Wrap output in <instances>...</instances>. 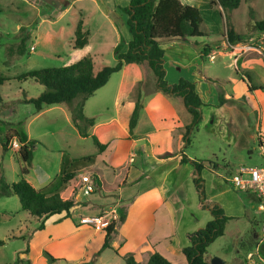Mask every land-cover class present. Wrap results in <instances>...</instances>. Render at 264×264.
<instances>
[{"label":"crops","instance_id":"crops-1","mask_svg":"<svg viewBox=\"0 0 264 264\" xmlns=\"http://www.w3.org/2000/svg\"><path fill=\"white\" fill-rule=\"evenodd\" d=\"M47 1L53 6L65 3L66 12L62 16L72 10L77 12L74 13L77 18L75 23L73 21L75 26L83 20L90 37L85 48L75 49L80 53L79 60L87 55L93 56L94 61L104 56L91 45L89 25L93 14L99 18L97 26L103 37L106 34L118 37L111 47L112 59L108 63H100V69L117 62L115 48L118 45H123L124 52L127 50L132 37L129 32V39L126 32L127 39L120 40V36L124 35L123 29L127 31L128 28L129 31L128 17L121 8L129 6L131 0L125 6L121 0ZM180 1L190 6L193 0ZM199 44L204 45L194 39L161 41V47L165 50L167 81L174 85L186 79L195 84L205 104L202 109L204 122L207 111L215 113L230 102L246 98V91L241 88L245 77L239 70L241 66L248 65L235 52L212 47L202 57L204 47L201 48ZM213 54H216L215 60L211 61ZM207 61L215 66L225 64L229 71L227 74L222 68L211 71L212 67L206 65ZM143 67L148 69L147 75ZM141 82L144 83L141 94L143 109L137 126L131 131L130 118L138 101L137 87ZM149 83L153 88L149 87ZM154 84L155 77L146 65L131 64L113 74L109 82L87 100L84 114L95 119V126L91 128L88 138L79 134L78 137L83 141L96 137L106 146L102 152L96 147L93 154L97 156L96 161L81 169L88 170L84 171L82 178L91 176L95 191L88 194L82 179L79 185L74 183L76 178L62 187L61 198L64 194L66 199H62L72 200L75 205L70 215L64 212L46 219L42 229L37 220L38 224L31 228L29 253L24 256L30 264H125L123 258L130 254L138 263L147 264L156 252L173 264H188L182 252L190 245V234L204 228L213 217L208 209L201 207L194 185V166L191 162L183 163L182 159L185 156L191 161H208L211 164L212 161L187 153L189 144L184 140V135L191 123V115L180 99L155 92ZM220 95L224 97L222 105ZM46 108L39 113L45 112ZM84 143L78 146L82 148ZM79 156L69 159L90 157L83 152ZM209 171L217 175L215 170ZM22 176L28 177L26 180L38 190L53 182L46 171L34 181L29 179L30 173ZM202 178L206 190L204 175ZM225 185L222 181L219 183L220 193L212 196L211 200L223 208L226 216L234 218L229 223L248 215L250 209L247 200L257 203L255 211L261 212L259 200L253 193L230 191ZM230 192L236 193L235 196H229ZM84 218H96L99 224L82 223ZM111 224H115L111 248L102 251L106 229ZM28 231L29 227L26 226V234Z\"/></svg>","mask_w":264,"mask_h":264},{"label":"rangeland","instance_id":"rangeland-1","mask_svg":"<svg viewBox=\"0 0 264 264\" xmlns=\"http://www.w3.org/2000/svg\"><path fill=\"white\" fill-rule=\"evenodd\" d=\"M212 1L216 0L191 1L190 6L201 13V30L205 34L204 38L194 39L195 42H203L204 45L199 44L201 48L209 46L235 52L248 67L241 66L239 70L245 77L241 88L246 91V98L230 102L215 113L207 111L206 121H201L187 148V153L212 161V164L202 161L205 166L202 173L206 179L205 191L211 203V197L220 193L218 185L221 181L232 191L227 178L235 176L241 167L254 168L264 164V33L247 28L251 11L255 20H264V0H242L240 7L228 14L230 30L239 38L235 43H231L228 37L225 13ZM121 3L125 6L129 0H121ZM65 12V3L53 6L47 0H0V75L10 79L0 87V134L4 137L10 129L22 131L31 141L37 142L33 150L31 181L37 180L43 171L55 181L59 178L65 158L80 157L82 152L90 156L96 152L97 146L93 140L79 139L68 105L47 107L45 112L37 113L33 105L22 102L23 92L28 98H37L45 87L32 79L26 82L17 80L28 72L66 67L79 60L80 53L72 44L77 26V23L76 26L73 24V21H77L74 13L77 12L72 10L62 16ZM98 19L97 14H93L89 25L92 47L104 53L103 57L95 60L96 70L100 69V63H108L112 59L111 47L118 39L114 34L103 37L97 26ZM123 32L120 40L127 39L126 32L131 38L128 28ZM22 35L30 37L27 52L22 57L14 58L8 65L7 48L19 44ZM206 65L212 67L211 71L218 68L224 69L226 74L229 71L225 64L218 67L207 61ZM143 70L147 75L148 69L143 67ZM148 85L153 88L151 83ZM83 142L85 145L80 148L78 145ZM20 147L15 139L4 155L0 145L1 170L10 184L23 178L21 168L24 162L18 155ZM209 170H215L217 175ZM81 171L74 180L76 185L80 184L84 171L88 170ZM235 194L230 192L228 195ZM62 198L66 199V196L62 194ZM246 204L250 209L248 215L229 223L225 235L209 247L207 256L210 260L220 258L226 264H264L262 213L255 211L257 203L247 200ZM37 224L34 217L23 211L18 197L0 198V240L4 242L0 246V264L25 260L31 228ZM26 226L29 227L27 234ZM251 253L254 255L249 258Z\"/></svg>","mask_w":264,"mask_h":264},{"label":"trees","instance_id":"trees-1","mask_svg":"<svg viewBox=\"0 0 264 264\" xmlns=\"http://www.w3.org/2000/svg\"><path fill=\"white\" fill-rule=\"evenodd\" d=\"M242 0H216L212 4L219 5L226 15L228 37L231 43H235L239 38L230 30L228 14L238 9ZM128 17L127 25L132 37L127 50L123 51V45L115 48L117 62L111 66H104L100 70L95 69L93 56L87 55L79 61L61 68L40 69L23 74L17 78L19 82H26L30 79L45 87V91L37 98H28L23 92V103L33 105L36 112H41L45 107L68 105L72 114V121L78 134L83 138L90 136V130L95 126V119L88 118L84 114V107L99 89L104 87L111 76L120 72L125 66L131 64L146 65L155 77V92L180 99L189 114L191 123L186 129L184 140L190 144L193 134L198 131L201 123L202 109L205 104L197 92L194 83L181 79L177 84L171 85L166 79L165 70V50L161 47V41L172 39H197L204 38L202 32L203 18L200 11L192 6L182 4L180 0H131L129 6L121 8ZM252 27L258 32L264 33V20L257 21L254 12L251 11L248 29ZM25 29L22 30V33ZM90 33L85 30L83 20L76 26L72 44L75 49H83L89 43ZM19 44L11 45L7 48L8 65L16 57H22L27 52V42L29 35H22ZM210 51L209 46H205L202 57ZM10 79L0 75V87L5 85ZM244 81V79H242ZM144 83H139L137 87L138 101L135 110L130 118V130L133 131L139 121L140 112L143 109L141 94ZM221 105L224 103L223 95H220ZM1 126V123H0ZM20 144L18 155L24 162L21 174L27 175L33 167V150L37 142L29 141L22 131L9 130L3 137L0 134V145L5 155L14 140ZM95 145L102 152L106 146L102 145L96 137H93ZM96 155L80 160H63L59 178L51 182L43 189H36L32 183L22 178L16 183L10 184L1 170L0 164V198H19L23 211L28 212L38 220L43 228V223L49 217L61 215L66 212L70 215L74 202L63 200L60 196L64 185L74 180L79 171L95 162ZM183 163L191 162L196 171L194 185L199 194L201 207L211 212V220L204 228L190 234V245L183 249V255L188 264H210L207 258L209 247L219 238L225 235V230L230 221L234 218L226 216L223 208L216 203H209L205 191L202 173L205 166L202 162L191 161L183 157ZM59 183V184H58ZM107 235L103 250L111 248V241L115 230V224L107 227ZM4 242L0 240V246ZM27 247L25 254L29 253ZM125 264H140L135 257L130 254L124 258ZM13 264H30L29 260L18 259ZM92 264V263H88ZM147 264H173L159 253H154Z\"/></svg>","mask_w":264,"mask_h":264},{"label":"built area","instance_id":"built-area-1","mask_svg":"<svg viewBox=\"0 0 264 264\" xmlns=\"http://www.w3.org/2000/svg\"><path fill=\"white\" fill-rule=\"evenodd\" d=\"M214 60L215 55H212L211 61ZM15 146H17V144H15ZM226 181L230 183L229 185L234 191L251 192L258 198L260 210L262 212L261 230L264 241V164L254 168L241 167L235 176L227 178ZM82 182L88 194L95 191V185L91 176H83ZM81 222L90 225L99 224L96 218H84ZM103 226H105V224H103ZM253 255L254 254L251 253L248 257L251 258Z\"/></svg>","mask_w":264,"mask_h":264},{"label":"water","instance_id":"water-1","mask_svg":"<svg viewBox=\"0 0 264 264\" xmlns=\"http://www.w3.org/2000/svg\"><path fill=\"white\" fill-rule=\"evenodd\" d=\"M210 264H226V262L220 258H213L210 260Z\"/></svg>","mask_w":264,"mask_h":264}]
</instances>
